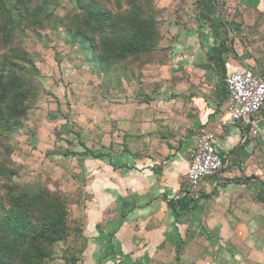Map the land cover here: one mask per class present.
Returning a JSON list of instances; mask_svg holds the SVG:
<instances>
[{
  "label": "crops",
  "instance_id": "crops-1",
  "mask_svg": "<svg viewBox=\"0 0 264 264\" xmlns=\"http://www.w3.org/2000/svg\"><path fill=\"white\" fill-rule=\"evenodd\" d=\"M173 2L184 13L167 17L168 80L152 83L137 121H122L121 153L99 154L108 164L90 192L106 219L92 241L108 264H264V106L230 123L224 84L242 69L264 80V0H155ZM200 129L223 166L193 200L185 175Z\"/></svg>",
  "mask_w": 264,
  "mask_h": 264
},
{
  "label": "rangeland",
  "instance_id": "rangeland-1",
  "mask_svg": "<svg viewBox=\"0 0 264 264\" xmlns=\"http://www.w3.org/2000/svg\"><path fill=\"white\" fill-rule=\"evenodd\" d=\"M150 3L156 10L160 35L157 48L140 61L115 64L106 74L87 61L79 43L67 35V28L55 26L58 20L66 23L78 12L74 0H51L47 10L55 22L43 28H26L13 40L12 47L23 51L32 63H25V67L35 98L22 126L0 137V162L14 171L11 185L33 191L46 189L65 197L86 240L79 257L76 251L69 254L62 243L57 244L50 264H70L68 260L75 256V264H108L103 263L105 252L104 246L98 247L100 239L91 238L95 231L100 232L106 219L101 217L103 210L96 212V201L90 192L91 182L99 177L103 180L108 164V158L99 154L121 153V140L126 143L121 134L126 131L122 121L131 117L137 121L136 114L154 90L152 83L168 80L160 68L167 61V17L170 13L173 17L184 13L179 9L183 2H173L175 8L171 11L158 8L155 0ZM220 10L224 15L232 14ZM97 219L99 231L94 227ZM81 244L78 241L75 249Z\"/></svg>",
  "mask_w": 264,
  "mask_h": 264
},
{
  "label": "trees",
  "instance_id": "trees-1",
  "mask_svg": "<svg viewBox=\"0 0 264 264\" xmlns=\"http://www.w3.org/2000/svg\"><path fill=\"white\" fill-rule=\"evenodd\" d=\"M74 1L78 12L55 26L67 28L71 41L79 43L87 61L101 72L108 73L117 63L140 61L157 48L160 35L150 0ZM50 2L0 0V137L22 126L35 98L25 67L32 63L23 51L12 47L13 40L26 28L55 22L47 10ZM226 52L222 45L220 54ZM13 175L0 162V264H50L53 249L60 243L67 253L76 251L79 257L86 240L68 200L46 189L11 185ZM80 240L81 246L75 249ZM78 257L68 262L75 264Z\"/></svg>",
  "mask_w": 264,
  "mask_h": 264
},
{
  "label": "built area",
  "instance_id": "built-area-1",
  "mask_svg": "<svg viewBox=\"0 0 264 264\" xmlns=\"http://www.w3.org/2000/svg\"><path fill=\"white\" fill-rule=\"evenodd\" d=\"M228 104L226 116L230 123L243 121L257 115L264 106V80L250 69H242L224 78ZM252 125V122L250 123ZM254 126L253 135L257 134ZM223 161L215 149V135L200 129L195 137V147L189 154L185 175L187 191L193 200L200 199V182L218 173Z\"/></svg>",
  "mask_w": 264,
  "mask_h": 264
},
{
  "label": "water",
  "instance_id": "water-1",
  "mask_svg": "<svg viewBox=\"0 0 264 264\" xmlns=\"http://www.w3.org/2000/svg\"><path fill=\"white\" fill-rule=\"evenodd\" d=\"M251 120H252V118H251ZM249 129H250V126H248V128H247V132L249 131Z\"/></svg>",
  "mask_w": 264,
  "mask_h": 264
}]
</instances>
